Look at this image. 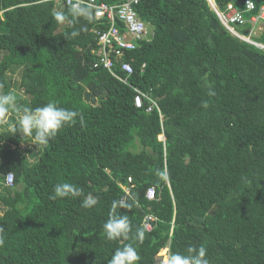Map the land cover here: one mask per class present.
I'll list each match as a JSON object with an SVG mask.
<instances>
[{"label": "trees", "instance_id": "obj_1", "mask_svg": "<svg viewBox=\"0 0 264 264\" xmlns=\"http://www.w3.org/2000/svg\"><path fill=\"white\" fill-rule=\"evenodd\" d=\"M246 1L211 0L246 22L229 24L234 35L207 0H138L149 35L122 50L132 74L118 63L114 77L92 68L106 24L57 25L60 0H0V95L14 92L20 113L55 101L83 116L43 151L13 135L16 121L0 128V264H107L129 243L138 264H165V247L187 254L200 245L209 264H264V50L255 46H264V28L250 34L264 0H251L250 12ZM135 89L156 106L143 99L136 108ZM58 182L82 195L51 199ZM88 194L94 207L82 206ZM132 198L130 210L113 209ZM112 214L128 215L129 239H106Z\"/></svg>", "mask_w": 264, "mask_h": 264}, {"label": "clouds", "instance_id": "obj_2", "mask_svg": "<svg viewBox=\"0 0 264 264\" xmlns=\"http://www.w3.org/2000/svg\"><path fill=\"white\" fill-rule=\"evenodd\" d=\"M249 4H251V0H249ZM95 16V11L86 0H73L70 13H66L65 10H62L61 8L53 12L52 19L57 25L67 24L69 26H75L81 20L91 22L95 19ZM258 27L259 26L256 28ZM250 33L254 34V30H251ZM78 35V30L65 33V36L69 39L77 37ZM16 101L17 96L14 92L0 95V118L5 117L10 109L19 114L20 110L17 107ZM77 118L83 123V116L78 111L60 107L55 101H49L40 107H25L22 114H19L18 120L11 126V132L13 135L20 134L24 137L31 138L36 145L46 146L56 137L57 133L63 127L75 124ZM81 195L82 189L79 186L70 182H58L54 185L53 194L50 198L55 200L69 197L75 198L80 197ZM97 203L98 198L88 194L83 199L82 206L85 208H91ZM134 203L135 198H132V203L125 200H116L113 201L112 207L113 209L120 208L130 210ZM147 228L150 230L148 226ZM103 232L106 239L109 241H115L119 238L129 239L130 233L132 232V225L128 215H110L107 221L103 224ZM6 236L7 234L5 233L4 228L0 227V247L5 246ZM143 237L144 232L141 229H137L135 232V238L137 240H142ZM167 251L168 248L165 247L164 255L168 254ZM162 259L165 264H209V260L207 259V248L203 245H200L199 247H189L187 249V254L172 252L169 255L164 256ZM140 260L141 257L136 247L129 243L121 248H117L111 255V258L108 259L107 264H138Z\"/></svg>", "mask_w": 264, "mask_h": 264}, {"label": "built area", "instance_id": "obj_3", "mask_svg": "<svg viewBox=\"0 0 264 264\" xmlns=\"http://www.w3.org/2000/svg\"><path fill=\"white\" fill-rule=\"evenodd\" d=\"M97 0H86V2L92 6L96 13V21L103 22L107 25V29L102 30V32H97L98 44L100 49L97 52V60L92 64L93 69L101 68L108 71L112 76L116 77L113 70L114 64H118L121 61L122 50H132L134 48L133 40L145 39L149 35L150 28L144 24L142 20L137 18L136 11L134 10V5L137 4L138 0H118L115 5H106L103 3L97 4ZM73 0H60L62 6H71ZM246 11L250 12L253 10L254 6L251 1H246ZM229 9V14H220L221 23L231 31L234 35L236 33L229 28V24H244L246 23L240 14L236 11ZM259 21H264V8L261 9V13L258 17L251 19L252 30L258 26ZM123 24L125 27V34L120 35L117 28V24ZM241 40L252 44L249 40L239 36ZM147 39V38H146ZM264 50V46L255 45ZM120 69L124 74L131 75L132 68L129 63H120ZM120 79V78H118ZM126 84L125 80H122ZM131 87L130 85H128ZM132 88V87H131ZM134 106L136 108H141L143 104V99L147 100L149 103V110L155 107L156 104L151 101L145 94L135 89ZM13 183L12 175H8L6 179V184L11 186ZM147 199L151 200L154 197L153 191H148L146 194Z\"/></svg>", "mask_w": 264, "mask_h": 264}, {"label": "rangeland", "instance_id": "obj_4", "mask_svg": "<svg viewBox=\"0 0 264 264\" xmlns=\"http://www.w3.org/2000/svg\"><path fill=\"white\" fill-rule=\"evenodd\" d=\"M211 3H213V2H211ZM258 26H259L258 28L254 29V34L250 33L251 35L259 36V34L262 31V28H264V22H259ZM247 40H249V38H247ZM19 114H22V113L19 112ZM19 114L13 115V113L11 111H9V113L5 117L0 118V128L3 126H5L7 128L9 126V124H7L8 122L10 124H13V121L18 120ZM160 139H162V137H160ZM31 145L32 144H30L29 146H31ZM43 149H44V145H42V148L40 149V151H43ZM163 256H164V251H160L158 254V257L160 258V260L163 258Z\"/></svg>", "mask_w": 264, "mask_h": 264}, {"label": "water", "instance_id": "obj_5", "mask_svg": "<svg viewBox=\"0 0 264 264\" xmlns=\"http://www.w3.org/2000/svg\"><path fill=\"white\" fill-rule=\"evenodd\" d=\"M207 1H208V3L210 4V7H211L213 10H215V11H216V9H215V7H214V4H213V3H211V0H207ZM61 8H62V10H64V9H65V7H64V6H62ZM216 13H217V11H216ZM217 15H218V13H217Z\"/></svg>", "mask_w": 264, "mask_h": 264}]
</instances>
